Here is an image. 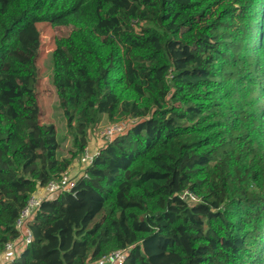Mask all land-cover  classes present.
Returning <instances> with one entry per match:
<instances>
[{
  "label": "trees",
  "instance_id": "trees-1",
  "mask_svg": "<svg viewBox=\"0 0 264 264\" xmlns=\"http://www.w3.org/2000/svg\"><path fill=\"white\" fill-rule=\"evenodd\" d=\"M38 24L72 28L52 52L65 158L39 121ZM127 118L10 264H264V0H0V255L37 188Z\"/></svg>",
  "mask_w": 264,
  "mask_h": 264
},
{
  "label": "built area",
  "instance_id": "built-area-1",
  "mask_svg": "<svg viewBox=\"0 0 264 264\" xmlns=\"http://www.w3.org/2000/svg\"><path fill=\"white\" fill-rule=\"evenodd\" d=\"M138 122L139 119L127 118L109 124L105 128L100 129L98 133H95V128L90 131L95 136V146L92 149L86 147L80 154L77 160L78 171L69 167L56 179L50 180L43 187H38L29 197L26 205L20 211L19 216L14 223V228L17 232L16 238L5 244L1 253L2 257L0 256V264H10L18 259L33 242V234L30 224L36 213L39 211L41 204L44 201L56 199L63 194H70L72 197H76L78 183L86 177V170L93 164V161L99 152L117 137L125 135ZM189 198L192 202L196 201L191 195ZM128 252L129 248L116 250L92 264H124Z\"/></svg>",
  "mask_w": 264,
  "mask_h": 264
},
{
  "label": "rangeland",
  "instance_id": "rangeland-1",
  "mask_svg": "<svg viewBox=\"0 0 264 264\" xmlns=\"http://www.w3.org/2000/svg\"><path fill=\"white\" fill-rule=\"evenodd\" d=\"M37 29L41 36V49L36 63L38 71L36 92L40 112L39 121L55 127L60 142V157L65 158L68 154L67 151L71 148V137L67 134L65 119L59 109L56 91L52 84V52L55 48V40L67 37L72 28L38 24ZM108 125L109 122L104 119L102 124L100 123L96 128L95 133H98L100 129ZM75 163L76 165L78 164L77 161Z\"/></svg>",
  "mask_w": 264,
  "mask_h": 264
},
{
  "label": "crops",
  "instance_id": "crops-1",
  "mask_svg": "<svg viewBox=\"0 0 264 264\" xmlns=\"http://www.w3.org/2000/svg\"><path fill=\"white\" fill-rule=\"evenodd\" d=\"M101 124H102V122H101ZM98 127V126H97ZM96 127V128H97ZM95 128V129H96ZM95 136H94V134H92L91 132L89 133V142H88V148H90V149H92L94 146H95ZM75 161H77V160H74L73 162H72V164H71V166H70V168H72L73 170H75V171H78V164L76 165V163H75ZM78 163V162H77ZM1 256V255H0ZM2 257V256H1ZM1 257H0V259H1Z\"/></svg>",
  "mask_w": 264,
  "mask_h": 264
}]
</instances>
